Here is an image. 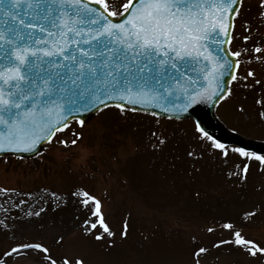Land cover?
<instances>
[{"label":"rangeland","instance_id":"obj_1","mask_svg":"<svg viewBox=\"0 0 264 264\" xmlns=\"http://www.w3.org/2000/svg\"><path fill=\"white\" fill-rule=\"evenodd\" d=\"M125 2L109 0L117 9ZM262 13L260 0L241 1L229 43L231 51L241 52V79L231 82V94L216 114L228 128L264 140ZM257 47L260 52L254 51ZM249 69L255 75L245 80ZM68 124L34 158L0 156L3 264H48L49 254L58 264L64 257L73 264L77 258L85 264H264V254L253 257L234 244L214 247L232 238L225 223L264 246V168L259 160L242 157L231 146L224 156L191 120H161L109 106L83 126ZM75 133L82 138L72 145ZM161 138L165 143L156 147ZM84 192L101 200L114 235L99 224L85 232L98 218L92 215L94 203H82L88 199ZM125 222L126 237L121 235ZM97 233L104 238L97 240ZM35 243L50 252L19 248L4 255ZM199 248L207 251L197 257Z\"/></svg>","mask_w":264,"mask_h":264},{"label":"snow or ice","instance_id":"obj_2","mask_svg":"<svg viewBox=\"0 0 264 264\" xmlns=\"http://www.w3.org/2000/svg\"><path fill=\"white\" fill-rule=\"evenodd\" d=\"M237 2L126 0L117 9L109 0H94L100 7H93L91 0H7V3L0 0V10L12 21L8 24L5 20L3 23L7 26L0 27V126H3L0 150L32 152L42 140L51 141L58 131L68 128L69 120L75 118L83 126L85 120L79 119L77 113L109 107L108 100L117 101L114 106L121 113L128 110L126 105L161 107L163 99L177 90L187 97V103L179 106L183 111L197 99L211 100L226 74L231 76L229 83L241 79L237 75L241 61L221 57L212 50L216 45L223 51L222 46L231 42L232 24L226 13L238 15L239 9L233 7ZM260 3L264 7V0ZM22 5L23 15L14 11ZM112 17L122 19L114 22ZM218 33L227 36V40L221 39ZM248 39L249 36L244 37ZM254 51L261 49L257 47ZM230 55L239 58L241 52L231 51ZM254 75L249 69L243 79ZM199 79L207 81L208 87L197 88ZM227 94H231L230 89ZM224 95L222 92L220 98ZM260 115L264 117V112ZM196 128L204 138L213 141L212 147L228 155L225 144L209 135L199 122ZM75 136L72 145L78 144L82 133ZM60 143L68 145L69 142ZM164 143L165 139L161 138L156 147ZM233 151L259 160L264 168V155L243 147ZM242 170L246 174L248 164ZM83 195L88 199L82 203H94L92 215L98 218L85 232L91 233L99 224L108 236L114 235L105 223L101 200L87 192ZM223 227L230 230L232 238L221 239L214 247L234 244L250 256L264 254V246L247 239L239 229L232 231L234 224L225 223ZM121 235H128L127 222ZM103 238V233L96 234L97 240ZM19 248L50 252L43 244L35 243L13 247L4 255L10 256ZM206 251L199 248L195 254L199 257ZM46 260L48 264H58L50 254ZM62 264H73V261L64 257ZM74 264H85V261L77 258Z\"/></svg>","mask_w":264,"mask_h":264},{"label":"water","instance_id":"obj_3","mask_svg":"<svg viewBox=\"0 0 264 264\" xmlns=\"http://www.w3.org/2000/svg\"><path fill=\"white\" fill-rule=\"evenodd\" d=\"M91 2L93 7H100L99 5H96L94 1ZM240 2L241 0H238L237 4L233 5V7L238 9L240 6ZM5 3H7V0H5ZM14 11H18L21 15H23L24 6L22 5L20 9ZM234 15L235 13H226V17L229 18V22L231 24L233 23ZM111 19L114 22H120L122 18L112 17ZM5 20H7L8 24L12 23L10 19L6 18L3 15V11L0 10V27L7 26L5 23H3ZM231 29L232 27L229 28V35L231 33ZM218 34L221 39L227 40V36H225L223 33H218ZM82 46L86 47V45H82ZM222 48L223 51H220L216 45L212 46V50L216 52L217 55L221 57L228 56V58L233 61L237 59L236 57H232L230 55L228 43L224 44ZM198 75H202V74L198 73ZM230 80H231V76L226 74L224 77L220 79L219 90L216 92V95L213 96L211 100L197 99L196 103L190 104V106L187 108V111H183L179 107L187 103V97L184 95L183 91L181 90H177L173 95L165 97L161 102V107H156L153 104H147V105L137 104V105H126V108L131 111H133L132 109L134 108L136 109L134 112L146 113L150 115H154L153 113H155L154 116L163 119H175V120L190 119L195 123V125L197 124V122H199L201 127H203L209 133V135L213 136L215 139L220 140L221 143L225 145H234L236 147H243L250 152H256L260 155H264V141L246 137L233 130H230L224 125V123L216 115L215 112L216 106L223 99L220 98L221 93L223 92L225 94L224 97L227 95V91L229 90L230 87V83H229ZM196 86L197 88L208 87V82L203 79H199L196 81ZM185 87H188V85H185ZM106 103L109 104L110 106H114L117 103V101L108 100L106 101ZM173 105H175L176 107L173 108ZM165 107H167L169 110L164 111L163 109ZM103 108L105 107L100 106L99 108H93L89 111H80L79 113H77V115L79 119L85 120V124H86L94 115H96ZM2 130H3V126H0V131ZM47 142H48L47 140H42L41 143L37 145V148L32 152H25L22 150H16V151L0 150V156L14 155L23 158H32L44 150L45 144Z\"/></svg>","mask_w":264,"mask_h":264}]
</instances>
